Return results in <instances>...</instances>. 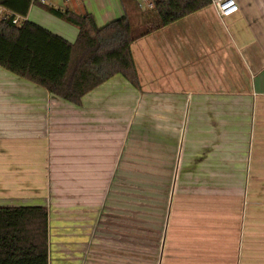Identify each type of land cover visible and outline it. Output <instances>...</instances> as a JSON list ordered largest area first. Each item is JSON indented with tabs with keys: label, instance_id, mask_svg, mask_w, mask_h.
Segmentation results:
<instances>
[{
	"label": "crops",
	"instance_id": "crops-1",
	"mask_svg": "<svg viewBox=\"0 0 264 264\" xmlns=\"http://www.w3.org/2000/svg\"><path fill=\"white\" fill-rule=\"evenodd\" d=\"M235 2L135 40L140 90L115 75L77 105L0 67V207L47 208L48 264H264V0ZM23 19L78 34L36 4Z\"/></svg>",
	"mask_w": 264,
	"mask_h": 264
},
{
	"label": "trees",
	"instance_id": "trees-1",
	"mask_svg": "<svg viewBox=\"0 0 264 264\" xmlns=\"http://www.w3.org/2000/svg\"><path fill=\"white\" fill-rule=\"evenodd\" d=\"M126 0H121L123 6ZM98 27L90 13L78 15L38 0H0L10 13L0 18V67L79 105L90 91L115 75L141 84L133 42L208 5L210 0H154L142 9ZM76 27L73 43L26 19L32 5ZM136 18V22H135ZM0 264H48V210L44 206L0 207Z\"/></svg>",
	"mask_w": 264,
	"mask_h": 264
},
{
	"label": "built area",
	"instance_id": "built-area-1",
	"mask_svg": "<svg viewBox=\"0 0 264 264\" xmlns=\"http://www.w3.org/2000/svg\"><path fill=\"white\" fill-rule=\"evenodd\" d=\"M40 2H45L44 0H40ZM210 4H212L218 15L221 18L228 17L235 12L238 11V5L235 2V0H210ZM153 3L149 4V7H152ZM5 13H10L5 7L0 5V18L5 14ZM23 18L20 16H14L12 19V22L14 24H18Z\"/></svg>",
	"mask_w": 264,
	"mask_h": 264
},
{
	"label": "rangeland",
	"instance_id": "rangeland-1",
	"mask_svg": "<svg viewBox=\"0 0 264 264\" xmlns=\"http://www.w3.org/2000/svg\"><path fill=\"white\" fill-rule=\"evenodd\" d=\"M137 20H136V18H135V22H136Z\"/></svg>",
	"mask_w": 264,
	"mask_h": 264
}]
</instances>
